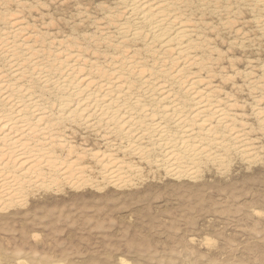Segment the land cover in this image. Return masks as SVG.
I'll list each match as a JSON object with an SVG mask.
<instances>
[{
  "label": "rangeland",
  "instance_id": "rangeland-1",
  "mask_svg": "<svg viewBox=\"0 0 264 264\" xmlns=\"http://www.w3.org/2000/svg\"><path fill=\"white\" fill-rule=\"evenodd\" d=\"M119 2L0 0V31L18 17L48 58L66 43L108 66L114 48L102 39L114 36L110 14L124 17ZM186 4L198 43L189 80L234 113L231 126L213 122L217 140L194 145L203 152L198 160L180 151L173 169L159 161L154 137L148 156L137 157L118 149L126 145L120 135L107 146L103 128L65 123L60 135L41 141L56 160L0 199V264H264V3ZM239 139L247 150L236 148ZM214 153L222 157L206 156ZM69 162L79 168L65 171Z\"/></svg>",
  "mask_w": 264,
  "mask_h": 264
},
{
  "label": "bare ground",
  "instance_id": "bare-ground-1",
  "mask_svg": "<svg viewBox=\"0 0 264 264\" xmlns=\"http://www.w3.org/2000/svg\"><path fill=\"white\" fill-rule=\"evenodd\" d=\"M119 3L124 17L110 14L114 36L102 39L104 46L114 48L108 66L67 47L68 43L48 58L32 41L29 25L18 17L9 18L0 31V199L12 198L21 181L41 177L56 160L42 142L60 135L65 123L83 121L90 129L103 128L107 146L115 145L111 136L120 135L126 145L118 149L137 157L148 154V139L154 137L162 150L159 161L173 169L183 161L180 151L198 160L203 152L194 145L217 140L213 122L226 128L233 123L234 113L199 89L200 80H189L198 43L195 26L186 16V0ZM52 70L60 72L52 76ZM54 89L58 94L50 104L46 98ZM188 137L193 140L187 141ZM218 144L227 146L223 141ZM248 145L244 139L235 142L238 150H247ZM75 167L69 162L65 171ZM123 167L111 175L119 177Z\"/></svg>",
  "mask_w": 264,
  "mask_h": 264
}]
</instances>
